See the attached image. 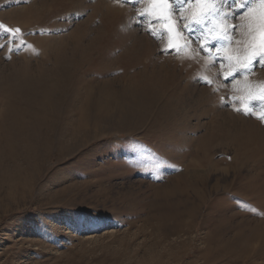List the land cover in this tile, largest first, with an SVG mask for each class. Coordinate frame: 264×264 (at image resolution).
Instances as JSON below:
<instances>
[{"label": "rangeland", "instance_id": "1", "mask_svg": "<svg viewBox=\"0 0 264 264\" xmlns=\"http://www.w3.org/2000/svg\"><path fill=\"white\" fill-rule=\"evenodd\" d=\"M203 7L0 0V24L21 29L16 43L0 34V116L7 91L39 98L68 71L31 188L0 195V264H264V111L243 114L264 70L227 79L242 45L218 39L219 16L196 25ZM35 146L0 177L33 163ZM169 203L179 217L162 221Z\"/></svg>", "mask_w": 264, "mask_h": 264}, {"label": "bare ground", "instance_id": "2", "mask_svg": "<svg viewBox=\"0 0 264 264\" xmlns=\"http://www.w3.org/2000/svg\"><path fill=\"white\" fill-rule=\"evenodd\" d=\"M203 9H205V8L203 7ZM60 69H62V68H60ZM61 72H62L61 75H63V77L53 78L52 83L49 84L48 88H47V86L45 87L47 89L45 90V92H43V93L41 92L42 94L39 95V98L36 97L35 99H32V98L26 96V95H28L27 94L28 89H25L27 91L26 92L23 89L21 90L20 87L18 89L17 86L14 89L12 88L13 90L11 89V90L7 91L8 94H6V95H8V97H7V102H6V106L4 109L5 111L0 116V172H2V169H4V167L7 165V163L12 161V159L14 158V155L16 153L23 154V159H25V156L28 155V154H26V151L29 149L32 150L33 144L36 145L35 147H37V146L40 147L39 149L35 150V152L33 154L34 157L32 154H30L31 158L33 157V160H34V158L37 159L38 158L37 156L40 155L39 153L42 150V148H41L42 145L44 146L45 141L48 140V138H50L51 135L56 130L57 115H58L57 109H59L60 104L62 103L64 89L68 86V84H67L68 78L66 77L68 71H67V73L63 70ZM57 76H60V75H57ZM50 79H51V77H50ZM43 85H46V84H43ZM43 89L44 88H41V90H43ZM12 92H14V93H12ZM18 92H21L24 94L26 93V94L20 98H17V97H15L14 94H16V93L18 94ZM36 93H37V91H36ZM38 93H40V92H38ZM25 97H26V100H25ZM111 98H112V96H111ZM154 101H155V99H154ZM22 103H24V105H22ZM88 103H90L89 99L86 98L84 105L88 104ZM2 108H4V107L2 106ZM132 108H133V110H132L133 112L129 109L128 110L129 113L127 112L128 115H126V116L122 115L124 117H121L120 115L125 113V112L121 113V111H120L121 114L119 115V117L121 118V120H122V118L124 119V118L130 117V116H134L139 112V109H138L139 106L138 105L133 103ZM94 110H96V111L98 110V112H96V113H94V111L92 112V118L94 120L99 121V122L108 120L109 113L107 114L106 109H104L103 107L101 109L99 107H96V109L94 108ZM88 111H89L88 107L86 108V110H85V107H83V109H82L83 114H81V120H80L82 134H85L84 124H86L85 122L87 121ZM130 112H132L133 114L130 115ZM255 127H253V128H255ZM245 130L247 131V129H243V131H245ZM254 130H256V129H254ZM28 158H30V157H27L26 159H28ZM19 160L20 159H18V161ZM23 165L26 166V170L23 168ZM23 165L22 166L15 165L14 168H12V170L7 168L8 170H10L14 173L7 172V171L3 170L4 172L7 173L6 174L7 176L4 175L5 173H2V175L0 177V195H2L1 193H2L3 189H5V188L7 191H15V192H17L19 190H26V189L28 190L29 188H31L30 185L32 184V181L34 179V177L32 176L33 171L34 170L36 171L37 167L40 165H37L35 160L33 163H30L27 160L26 164H23ZM34 174H37V172ZM167 192L168 191L161 192V193H163V197L169 198L167 196ZM160 194H159V196H160ZM11 196L14 197V195H12V194H11ZM156 196H158V195H156ZM180 197H182V196H180ZM174 198L172 200H174ZM5 199H6V197H5ZM165 203H167V202H165ZM176 205L177 204L173 205V204L169 203V205H167L165 208L162 207L160 214H159L162 221L166 220L167 218H169V219L173 218L175 216H176L175 218L179 217L178 212H177L178 208L176 209Z\"/></svg>", "mask_w": 264, "mask_h": 264}, {"label": "snow or ice", "instance_id": "3", "mask_svg": "<svg viewBox=\"0 0 264 264\" xmlns=\"http://www.w3.org/2000/svg\"><path fill=\"white\" fill-rule=\"evenodd\" d=\"M142 2L152 5H173V0H142ZM191 2L197 5H210L209 8L201 10L202 15L195 21L196 25H200L202 20H206L210 16H219L223 24V34L218 39L227 44H231L235 40L236 44L242 45L238 50L239 54L237 56L229 57V60L234 59L236 61V68L234 71L229 72L227 79H232L237 73L247 76L254 74L257 69L264 70V0H232L230 7L233 11H225L223 13L219 8L221 0H191ZM174 11V6L169 8V13ZM159 12L161 16L167 18L163 8H160ZM237 13L240 14L236 16ZM231 16H236V19L240 23L236 24L231 21ZM165 27L169 31L172 30L170 24H165ZM0 30H2L0 34H8L12 38L13 43L17 42L14 34L21 33V29H11L3 24H0ZM237 32L240 33V37L242 38L236 37ZM188 38L190 39L191 37ZM204 39H207V37H204ZM20 43L23 44L22 38ZM175 46L174 44L173 47ZM0 47L4 46L0 45ZM213 66H215V61L213 62ZM245 107L247 110L243 113L244 115L252 114L257 108L264 111V91H262L261 95L252 97L251 102ZM236 110L240 111L239 108Z\"/></svg>", "mask_w": 264, "mask_h": 264}]
</instances>
